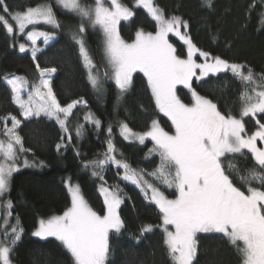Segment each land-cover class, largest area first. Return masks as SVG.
I'll use <instances>...</instances> for the list:
<instances>
[{"label":"snow or ice","instance_id":"1","mask_svg":"<svg viewBox=\"0 0 264 264\" xmlns=\"http://www.w3.org/2000/svg\"><path fill=\"white\" fill-rule=\"evenodd\" d=\"M54 4L61 11L79 18L70 39L78 46L92 89L102 93V79L114 82L118 90L114 108H118L132 86L133 75L142 73L156 110L171 122L172 131H166L158 119H152L148 130L141 133L134 132L126 122L119 123L120 135L125 140H135L141 145L151 140L153 147L147 155L158 156L159 163L151 173H145L117 158L111 138L113 129L109 126L107 150L102 158L83 162V167L91 168L92 175L103 182L99 189L104 198L103 212L94 210L80 186L69 179L66 185L71 197L70 206L61 215L41 219L32 235L41 239L55 237L70 254L72 264H107L110 233H120L125 227L119 213L123 203L122 190L105 187L104 169L114 165L123 169V180L140 188L159 209L162 216L159 227L171 264H195L198 234L201 233L220 234L236 249L240 264H264V123L257 119L258 128L249 135L244 122L246 117L264 114V72L255 73L246 64L233 63L199 49L188 33L189 22L178 15L167 16L154 0H134V7L146 9L155 21V30H138L131 42L120 35L121 21L134 15L123 0H92L91 3L54 0ZM203 4L214 7L213 0H203ZM0 7L5 13L0 15V26L8 34L26 35L33 61L41 51L37 42L42 39L48 45L56 38V30L62 27L52 2L27 7L14 14L9 12L5 0H0ZM249 7L251 10L256 5ZM259 19L264 25V12L260 13ZM38 25L50 26L53 31L39 30ZM29 26L31 30L26 31ZM88 28L99 30L103 36V72L85 45L83 37ZM170 34L186 45V54L177 51L170 42ZM19 51H29V45L20 43ZM197 57L203 58V62H197ZM36 69L39 80L31 84L22 76L4 78L23 120L11 114L0 117V135L5 138L0 139V208L4 210L5 221L4 239L0 240V264H12L11 253L23 232L17 217L9 234L7 224L12 216L13 202L10 198L3 199L10 192L13 174L19 171L21 155L31 151L24 146L19 132L21 124L40 117L54 120L64 133L56 145L60 150L72 142L69 122L73 110L78 105L87 106L83 98L62 105L52 87V77L57 69L41 68L39 63ZM225 72H230L243 84L253 86L251 93L245 89L240 95L239 116L230 112L225 114L216 103L193 88L194 78L199 81L209 74ZM178 86L189 90L190 103L181 99ZM22 93L27 94L26 99L22 98ZM83 120L97 129L102 127L101 120L91 112L85 114ZM84 131L85 125L77 123L76 137H82ZM247 154L251 156L252 165L239 167L236 158ZM23 165L43 166V161L37 165L24 159ZM145 175L166 189H174V198H169L155 183L146 180ZM140 231L141 234L151 232L153 226L143 225Z\"/></svg>","mask_w":264,"mask_h":264},{"label":"trees","instance_id":"2","mask_svg":"<svg viewBox=\"0 0 264 264\" xmlns=\"http://www.w3.org/2000/svg\"><path fill=\"white\" fill-rule=\"evenodd\" d=\"M48 2L52 1L5 0L9 12L13 14ZM83 2L91 3L92 0ZM123 2L134 11L129 20L120 23V35L124 40L131 42L135 33L141 29L146 32L155 30V22L142 8L134 7V0ZM154 2L167 16L178 15L189 22L188 33L199 49L233 63L246 64L255 73L264 72V25L259 19L260 13L264 12L262 0H213V8L206 7L203 0ZM252 4L256 7L250 10ZM53 6L62 25L61 32L55 41L37 55L36 61H33L30 54L18 52L14 37L0 26V117L11 114L23 120L4 78L15 75L25 77L30 84L38 82L36 64L39 63L41 68L57 69L52 77V87L59 102L65 105L83 98L87 106H77L74 115L91 112L101 120L102 127L97 129L93 125H86L87 131L80 138L72 131L71 144L57 150L56 145L61 142L64 133L55 121L41 117L21 124L19 132L24 146L31 149L23 153L22 157L29 161H43L47 168L42 172L26 169L11 179L8 198L13 202V222L16 224L18 217L19 227L23 228L21 239L11 253L13 264H72L70 254L60 242L52 239L37 240L32 233L38 228L41 219L61 215L70 206L71 197L65 186L67 178L80 186L83 196L94 210L103 212V198L99 191L103 182L92 175L91 168L85 169L83 162L102 158L107 150L109 126L113 129L117 158L126 160L133 168L146 173H151L157 167L159 157L147 155L152 147L150 143L139 146L125 141L119 135L118 124L126 122L134 132L141 133L148 130L152 119H158L166 131H172L171 122L156 110L143 74L133 75L132 86L124 94L118 108H114L118 90L112 81L102 79V93L92 89L79 57L78 46L70 39L71 31L78 27L79 18L61 11L54 3ZM0 9L3 10L2 7ZM83 38L91 58L103 72L102 34L99 30L88 28ZM169 39L179 53L186 54L183 43L173 35ZM196 59L203 61L201 57ZM193 88L216 103L225 114L230 112L236 116H239L241 109L240 95L249 89L248 85L237 80L230 72L210 75L199 83L194 81ZM178 92L185 103L191 102L188 89L179 86ZM257 119L264 123V114L245 118V128L249 135L257 130ZM72 120L70 118V122ZM77 152L80 154L77 155ZM236 163L244 168L246 165L251 166L253 161L250 154H247L246 157L238 156ZM121 173L114 165L106 166L103 172L105 187L122 190L120 195L123 203L119 213L125 225L120 233L110 234L107 264H171L163 244V231L159 227L162 224L159 209L141 190L121 180ZM143 225H152L153 231L141 234ZM195 264H240V261L236 249L220 234H201L198 235Z\"/></svg>","mask_w":264,"mask_h":264},{"label":"rangeland","instance_id":"3","mask_svg":"<svg viewBox=\"0 0 264 264\" xmlns=\"http://www.w3.org/2000/svg\"><path fill=\"white\" fill-rule=\"evenodd\" d=\"M53 3H54V0H51ZM139 8H142V7H139ZM147 14H148V12H147V10L146 9H144V8H142ZM0 15H5V13H4V11L3 10H1L0 9ZM148 16H149V14H148ZM150 17V16H149ZM151 18V17H150ZM152 19V18H151ZM10 23H11V21H9ZM155 22V21H154ZM14 27H15V25H14ZM37 28L39 29V30H46V31H53V29H51V27L50 26H46V25H38L37 26ZM28 30H31V26H29V29H26V31H28ZM182 31H183V29H182ZM61 32V29H59V30H56V38L53 40V41H55L56 39H57V37H58V35H59V33ZM100 32V31H99ZM146 32V31H145ZM101 33V32H100ZM12 37H14V40H15V43H16V49L18 50V52H20L19 51V44L20 43H27L28 45H29V51H27V52H24V53H21V54H30L31 55V50H30V42L29 41H27L26 40V35H21V34H18V33H14V34H10ZM171 35V34H170ZM175 37V36H174ZM177 38V37H176ZM178 40H179V38H177ZM53 41H50L49 42V44L48 45H50ZM180 41V40H179ZM181 43H183L182 41H180ZM48 45H45L44 43H43V41H42V39L41 40H39L38 42H37V47H39L40 49H41V51L44 49V48H46ZM186 46V45H185ZM40 51V52H41ZM40 52H38L37 53V55L40 53ZM197 62H200V61H198L197 60ZM203 62V61H202ZM55 74V73H54ZM54 74H53V76H54ZM142 74V73H141ZM211 74H209V76H210ZM208 76V77H209ZM208 77H205L203 80H205L206 78H208ZM5 80V79H4ZM203 80H196L195 78L193 79V82L194 81H197L198 83L199 82H201V81H203ZM5 83H6V81H5ZM114 83V82H113ZM7 84V83H6ZM179 87V86H178ZM252 87L253 86H251V85H248V91H249V93H251V89H252ZM22 98H24V99H26L27 98V94L26 93H22ZM17 107H18V105H16ZM79 106V105H78ZM19 108V107H18ZM76 109V108H75ZM75 109L73 110V113H74V111H75ZM88 112L87 111H84V113L83 114H79V115H74L73 114V116L71 117V119H73L72 120V122H69V127L70 128H72L73 127V129H72V131H73V134L75 135V126L77 125V123H81V124H84L85 125V131H84V133L87 131V129H86V125H88V126H90V125H92V124H90V123H85V121L83 120V117H84V115L85 114H87ZM162 114V113H161ZM163 115V114H162ZM41 118V117H40ZM43 118H45V117H43ZM167 118V117H166ZM54 121V120H53ZM8 122H10V124L8 125L9 127H11V121L9 120ZM94 126V125H93ZM118 132H119V135H120V129H119V124H118ZM76 136V135H75ZM121 136V135H120ZM107 137L109 138V134H108V132H107ZM122 137V136H121ZM108 138H107V140H108ZM112 138V137H111ZM123 138V137H122ZM0 139H5L2 135H0ZM124 139V138H123ZM112 140H113V138H112ZM125 140V139H124ZM125 141H127V142H129V143H134V144H137V145H139V146H145V145H147L148 143H150L151 145H152V147H153V144H152V142H151V140L150 139H148V140H146L145 141V143L143 144V145H141L138 141H135V140H125ZM106 143H107V141H106ZM151 147V148H152ZM153 156H155V155H153ZM24 159H26L25 157H22V155H21V157H20V166H19V171H17L16 173H19V172H22V171H24V170H26V169H31V170H35V171H38V172H42L43 170H45L46 168H47V165L45 164V163H43V166H29V167H25L24 165H23V160ZM28 160V159H27ZM29 161V160H28ZM29 162H34L35 164H37V165H39V163H40V161H29ZM132 167V166H131ZM133 168V167H132ZM135 169V168H134ZM121 170V180H123L122 179V176H123V169H120ZM16 173H14L13 174V176L16 174ZM146 173V172H145ZM12 176V177H13ZM146 180H148L149 182H151V183H155L156 184V186H158V187H160L161 188V190L162 191H164L165 192V194L166 195H168L169 196V198H174V196L172 195V193L174 192V189H166L164 186H162V185H160L158 182H156V181H154L153 180V178L151 177V176H148V175H145V177H144ZM12 179V178H11ZM69 180V178H67L66 179V181H68ZM66 181H65V186H66V188H67V190H68V187H67V185H66ZM124 182H126V183H129V184H132L131 182H129V181H125V180H123ZM71 183H72V181H71ZM10 184H11V182H10ZM72 184H74V183H72ZM75 185V184H74ZM133 186H135L136 188H138L136 185H134V184H132ZM114 189H116V188H114ZM139 190H140V188H138ZM9 194V193H8ZM8 194H6V196L3 198V199H9L8 198ZM101 194V193H100ZM150 192H149V196H150ZM101 196H102V194H101ZM102 198H103V196H102ZM104 199V198H103ZM150 202H151V200L150 199H148ZM0 203H2V201H0ZM153 205H155L153 202H151ZM156 206V205H155ZM120 207H121V205H120ZM157 207V206H156ZM119 210H120V208H119ZM11 212H12V210H11ZM13 225H16V224H14V222H13V215L10 217V218H8V224H7V230H8V232H9V234L11 233V226H13ZM38 227H39V225H38ZM4 229H5V221H4V210H3V208H0V240H2V239H4ZM160 229L162 230V228L160 227ZM111 234V233H110ZM201 234H216V233H201ZM201 234H198V235H201ZM33 236V235H32ZM33 238L34 239H37V240H41V241H46V240H50V239H52V240H56V241H58L55 237H48L47 239H41V238H39V237H35V236H33ZM109 239H110V237H109ZM58 242H60V241H58ZM61 243V242H60ZM13 264V263H12Z\"/></svg>","mask_w":264,"mask_h":264}]
</instances>
